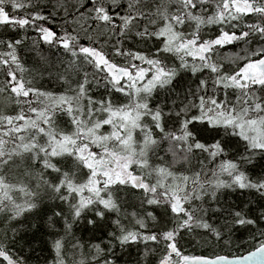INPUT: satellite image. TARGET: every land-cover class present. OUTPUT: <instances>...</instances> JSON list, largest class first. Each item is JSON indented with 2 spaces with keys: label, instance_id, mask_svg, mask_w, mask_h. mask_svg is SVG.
<instances>
[{
  "label": "snow or ice",
  "instance_id": "6c2138e0",
  "mask_svg": "<svg viewBox=\"0 0 264 264\" xmlns=\"http://www.w3.org/2000/svg\"><path fill=\"white\" fill-rule=\"evenodd\" d=\"M41 224L37 264H264V0H0V264Z\"/></svg>",
  "mask_w": 264,
  "mask_h": 264
},
{
  "label": "trees",
  "instance_id": "16d2710c",
  "mask_svg": "<svg viewBox=\"0 0 264 264\" xmlns=\"http://www.w3.org/2000/svg\"><path fill=\"white\" fill-rule=\"evenodd\" d=\"M228 51H233V49H228ZM47 83V81H45ZM24 218L21 217V220ZM3 233V225H0V234ZM78 235L80 232L78 231ZM11 235V234H10ZM246 235V234H245ZM85 238H87L88 233H84ZM50 236L47 234L46 229L43 225H39V231L33 229L27 232H21L20 236L17 238V243L13 246L15 251L20 252L21 254L28 255L31 257V264H37L36 257L40 256L41 259L45 256H48V248L50 242ZM188 251L192 254H201L203 249L200 248L199 245L193 247L192 245H186ZM33 249V251H29V249ZM219 250V249H217ZM211 251V249H208ZM136 257L135 248H131L124 254V259L129 260V264H132Z\"/></svg>",
  "mask_w": 264,
  "mask_h": 264
}]
</instances>
